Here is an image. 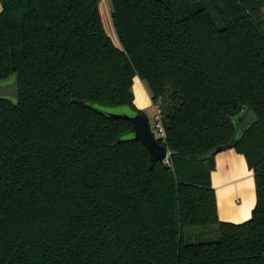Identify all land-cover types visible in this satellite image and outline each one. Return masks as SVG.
<instances>
[{"label": "trees", "instance_id": "obj_1", "mask_svg": "<svg viewBox=\"0 0 264 264\" xmlns=\"http://www.w3.org/2000/svg\"><path fill=\"white\" fill-rule=\"evenodd\" d=\"M110 1L120 47L101 0H1L0 82L17 77L20 101L0 98V264H264V0ZM135 77L169 165L150 168L132 122L111 116L144 113ZM233 138L256 188L238 224L220 221L210 180ZM211 225L218 239L185 242Z\"/></svg>", "mask_w": 264, "mask_h": 264}, {"label": "crops", "instance_id": "obj_2", "mask_svg": "<svg viewBox=\"0 0 264 264\" xmlns=\"http://www.w3.org/2000/svg\"><path fill=\"white\" fill-rule=\"evenodd\" d=\"M107 3V15L111 17V9ZM100 2L99 8L101 17L103 13V3ZM2 4L0 0V13ZM103 20V19H102ZM109 21L110 38H117L114 26ZM104 24V23H103ZM114 36H113V33ZM111 34V35H110ZM113 41V40H112ZM115 44V43H114ZM119 43H116L117 45ZM137 83V84H136ZM135 86L137 88H135ZM141 92V99L138 101V92ZM133 92L135 96V105L142 111L149 104H153L150 92L146 83L138 77L134 78ZM215 168L211 172V185L215 189L217 200V211L220 221L229 223H242L250 219L252 211L256 204V188L254 173L249 168L244 154L237 152L234 148L221 151L215 157ZM246 187H251V198Z\"/></svg>", "mask_w": 264, "mask_h": 264}, {"label": "water", "instance_id": "obj_3", "mask_svg": "<svg viewBox=\"0 0 264 264\" xmlns=\"http://www.w3.org/2000/svg\"><path fill=\"white\" fill-rule=\"evenodd\" d=\"M264 11V9H263ZM7 97L15 100L16 105L20 101V89L18 78L15 77L13 80L0 82V98ZM77 104L84 105L81 101H74ZM85 106V105H84ZM114 118H123L132 122V133L133 139L142 142L145 148L148 150L149 156V167L153 168L155 163L163 161L167 156V147L159 142L154 136L150 119L145 113H135L133 115L127 114H111ZM257 121V115L251 107H247L243 112L235 119V126L239 132L244 133L246 129ZM239 143L238 138H233L228 143L216 147L212 153H219L231 148H235Z\"/></svg>", "mask_w": 264, "mask_h": 264}, {"label": "rangeland", "instance_id": "obj_4", "mask_svg": "<svg viewBox=\"0 0 264 264\" xmlns=\"http://www.w3.org/2000/svg\"><path fill=\"white\" fill-rule=\"evenodd\" d=\"M103 1L104 0H102V2ZM102 6H103L102 19H103V23H104V28H105L107 34H109L108 32L111 31L109 21H111L110 23L112 24V27H113V23H112V19H111L110 15H107V13H106L107 3L105 1H104ZM108 6L111 9L112 5H111L110 0H108ZM112 33H113V31H112ZM113 36H114V33H113ZM111 39L113 40V42L115 44L119 43L118 38L114 39L112 37ZM117 46L120 47V44H117ZM111 111H113L112 114L133 115L132 111L127 106L115 107V108L111 109ZM143 112L149 117L150 122L154 119L156 111H155V108L152 104H149L147 107H145ZM231 149H233V148H231ZM216 156H217V154L214 156V162H215ZM209 162L210 161H204L205 164H202V165H207ZM203 172L206 174L207 170H204ZM202 178H203V175L201 174V175H199V177H197V180L200 181V180H202ZM218 217H220V216H218ZM218 238H219V232H218V229L216 226L211 225V226H206V227H187L184 229V240L186 243L213 241V240H216Z\"/></svg>", "mask_w": 264, "mask_h": 264}, {"label": "built area", "instance_id": "obj_5", "mask_svg": "<svg viewBox=\"0 0 264 264\" xmlns=\"http://www.w3.org/2000/svg\"><path fill=\"white\" fill-rule=\"evenodd\" d=\"M155 111L156 112L154 119L150 122L151 130L157 139L164 140L166 136V132L162 122L161 110L158 104L155 105ZM169 156H170V152L168 151L167 156L163 160L165 164L168 165L170 164Z\"/></svg>", "mask_w": 264, "mask_h": 264}, {"label": "bare ground", "instance_id": "obj_6", "mask_svg": "<svg viewBox=\"0 0 264 264\" xmlns=\"http://www.w3.org/2000/svg\"><path fill=\"white\" fill-rule=\"evenodd\" d=\"M135 88H137V87L135 86ZM140 99H141V92L139 91V92H138L137 100L139 101ZM246 189H247V191H248V193H249V196H250V198H251V187H246Z\"/></svg>", "mask_w": 264, "mask_h": 264}]
</instances>
